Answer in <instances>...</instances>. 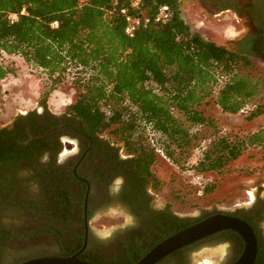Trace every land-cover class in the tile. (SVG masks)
Masks as SVG:
<instances>
[{
    "label": "trees",
    "instance_id": "trees-1",
    "mask_svg": "<svg viewBox=\"0 0 264 264\" xmlns=\"http://www.w3.org/2000/svg\"><path fill=\"white\" fill-rule=\"evenodd\" d=\"M162 4L171 17L157 22ZM123 8L152 20L130 37ZM0 52L20 54L54 83L69 78L77 93L65 111L137 153L153 185L160 153L191 172L222 173L249 145L264 147V130L207 135L216 123L203 105L214 98L223 111L240 112L264 91V71H252L249 54L193 32L179 0H0ZM11 70L0 63V81ZM263 113L258 102L247 117ZM215 186L197 188L203 195ZM201 219L184 217L180 229Z\"/></svg>",
    "mask_w": 264,
    "mask_h": 264
},
{
    "label": "flooded vegetation",
    "instance_id": "flooded-vegetation-1",
    "mask_svg": "<svg viewBox=\"0 0 264 264\" xmlns=\"http://www.w3.org/2000/svg\"><path fill=\"white\" fill-rule=\"evenodd\" d=\"M191 1L209 14L232 10L244 15L249 29L235 50L264 60L258 46L263 33L245 10L252 0ZM137 157L108 133L87 130L72 113L55 112L43 102L0 121V264L74 254L98 264H132L179 230L188 216L157 201L153 182L139 168ZM219 212L250 224L257 238L253 264H264V188L253 195L248 191V199L232 210L196 217ZM103 215L120 220L98 232L92 222ZM130 216L135 224L125 227ZM244 246L240 233L223 229L155 264H192L194 256H207L206 250L218 247L224 252L209 258V264H233Z\"/></svg>",
    "mask_w": 264,
    "mask_h": 264
},
{
    "label": "rangeland",
    "instance_id": "rangeland-1",
    "mask_svg": "<svg viewBox=\"0 0 264 264\" xmlns=\"http://www.w3.org/2000/svg\"><path fill=\"white\" fill-rule=\"evenodd\" d=\"M180 7L183 18L193 32L233 50L249 29L246 17L232 10L213 15L191 0H183ZM251 59L255 65L252 71L258 74L259 71L263 72L264 60L255 56H251ZM0 63L12 67L0 81V121H8L20 110H33L41 102L47 104L49 109L61 112L76 99L77 92L69 78L54 83L43 68L25 61L18 53L0 52ZM258 102H264V91L240 112L230 113L223 111L212 98L209 105H203L216 123L207 135L213 137V133L217 132L246 136L264 130V113L251 119L247 117ZM105 133L114 142L123 144L111 132ZM196 156H192L191 161ZM188 165L186 168L178 166L160 153L151 167L157 178L156 185H153L157 201L167 203L173 211L182 215L196 217L214 210H232L248 199V191L253 195L257 189L264 188V147L261 145H249L222 173L207 172L208 183L216 184L214 191L209 194L199 193L196 179L187 170ZM119 220L113 215H103L95 217L92 225L98 232H105ZM217 250L219 252L214 254ZM206 251L209 257L196 255L192 264H209V258H216L224 249L218 247Z\"/></svg>",
    "mask_w": 264,
    "mask_h": 264
},
{
    "label": "water",
    "instance_id": "water-1",
    "mask_svg": "<svg viewBox=\"0 0 264 264\" xmlns=\"http://www.w3.org/2000/svg\"><path fill=\"white\" fill-rule=\"evenodd\" d=\"M248 12L255 27L263 33V39L258 42L259 50L264 51V0H252L247 6ZM87 205V197H86ZM223 229H233L243 237L245 246L239 258L233 264H253L257 254V238L250 224L235 215L228 213H214L201 220L177 230L155 244L149 251L133 264H155L176 249L194 242L200 238ZM16 264H96L74 255H40L25 259Z\"/></svg>",
    "mask_w": 264,
    "mask_h": 264
},
{
    "label": "built area",
    "instance_id": "built-area-1",
    "mask_svg": "<svg viewBox=\"0 0 264 264\" xmlns=\"http://www.w3.org/2000/svg\"><path fill=\"white\" fill-rule=\"evenodd\" d=\"M132 1H133V5H135V6H137L140 2V0H132ZM22 12H24V10ZM122 13H124L126 16L127 24H126L125 31L130 37L134 36V34L136 33L137 29L140 26H146L152 20V18L149 16H133L130 13H127V10L125 8L122 9ZM170 17H171L170 6L168 4H162L159 7L158 12L154 17V20L157 22H166L170 19ZM10 18L12 20H15L18 18V14L12 13V14H10ZM57 24H58V22L54 21V25H57ZM192 175L196 179V182L198 185L204 186L208 183L209 179H208L206 173L192 172Z\"/></svg>",
    "mask_w": 264,
    "mask_h": 264
},
{
    "label": "clouds",
    "instance_id": "clouds-1",
    "mask_svg": "<svg viewBox=\"0 0 264 264\" xmlns=\"http://www.w3.org/2000/svg\"><path fill=\"white\" fill-rule=\"evenodd\" d=\"M134 224H135L134 218L130 216L128 223L125 225V227H133Z\"/></svg>",
    "mask_w": 264,
    "mask_h": 264
},
{
    "label": "bare ground",
    "instance_id": "bare-ground-1",
    "mask_svg": "<svg viewBox=\"0 0 264 264\" xmlns=\"http://www.w3.org/2000/svg\"><path fill=\"white\" fill-rule=\"evenodd\" d=\"M213 253H214V254H216V253H217V251H214Z\"/></svg>",
    "mask_w": 264,
    "mask_h": 264
}]
</instances>
